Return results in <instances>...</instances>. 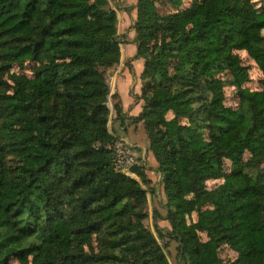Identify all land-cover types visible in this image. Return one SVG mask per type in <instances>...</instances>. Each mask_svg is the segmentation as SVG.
Listing matches in <instances>:
<instances>
[{
	"label": "trees",
	"instance_id": "trees-1",
	"mask_svg": "<svg viewBox=\"0 0 264 264\" xmlns=\"http://www.w3.org/2000/svg\"><path fill=\"white\" fill-rule=\"evenodd\" d=\"M238 1L195 0L160 16L139 0L142 107L129 119L142 124L163 184L155 237L142 223L144 169L137 179L116 172L106 149L110 91L97 69L120 59L107 0H0V74L12 81L11 94L0 83V264H169L159 219L179 264H264V81L261 92L243 89L249 69L237 54L264 76V10ZM27 64L32 79L10 75ZM114 111L122 116L119 103ZM211 180L223 183L208 191ZM222 246L237 259L224 263Z\"/></svg>",
	"mask_w": 264,
	"mask_h": 264
},
{
	"label": "rangeland",
	"instance_id": "rangeland-1",
	"mask_svg": "<svg viewBox=\"0 0 264 264\" xmlns=\"http://www.w3.org/2000/svg\"><path fill=\"white\" fill-rule=\"evenodd\" d=\"M153 1L159 15L167 16L169 14H175L178 11L188 9L191 6L192 2L195 0H182V5L178 9H175L170 4L161 0H153ZM107 2H108V9L112 10L116 17V36H117V42L119 43L120 59L115 66L107 70L103 71L101 69H97L98 72H103L104 78L106 80V83L110 91V94L108 96V101L106 104L110 112L109 122L107 127L109 133L112 135V137H114V141L110 144H107L106 149H108V151L111 152L113 159V153L109 148L112 147L113 143L116 140L125 139V141L127 140L126 142H128V146L133 150L135 157L141 163L140 167L129 170L128 175H126L125 173H121V174L131 177L133 179H137L135 173L133 172L134 169H144L146 176L150 181V184L143 187V189L146 191L147 203L144 209V213L146 214V217L142 221V223L144 227L147 230H149L152 234H154V236L156 237L153 226V214L156 212L161 218H164L166 215V209H165L166 198L164 195L163 184L161 182V176L160 173L158 172L157 161L155 157L152 155V153L151 156L150 155L145 156L143 154L142 147H147L148 145L149 148V142L142 124L141 123L133 124L129 119L130 117L129 114L124 115L123 111H122V116L124 115L123 117L125 118H123L122 120L121 119L122 116L118 117L116 112L114 111V106L117 105V103L120 104L122 109V103L115 91V84L118 77L117 74H115V72H117L116 69L121 67L126 68L130 71L132 75L133 74L132 68L134 66L138 67L139 64L144 65L143 60L134 59L136 55V45L134 43L136 33L134 30V25L137 21L139 0H107ZM245 3H249V5L258 12L264 10V0H239L237 3L234 4V6H242ZM261 35L264 37V31L261 32ZM237 54L240 57L242 64L245 67H248L249 69V80L246 84L243 85L242 88L250 92H261L263 89L262 82L264 81L263 74L258 69L256 64L249 58L246 52L240 51ZM32 68H33L32 64H27L23 67L13 66L10 70V75L23 76L26 77L27 79H32L33 78ZM110 69H112L111 72H109ZM142 70H143V66H142ZM132 76H133L132 78H135V75ZM0 79H1L0 80L1 92L6 91L8 94H11L10 88L12 87V81L9 80L8 75L0 74ZM5 82L7 83L8 86L4 84ZM133 83L132 85L134 88ZM118 90L120 94H122L119 86H118ZM224 95H225V100H224L225 107L230 108L232 110L237 109L238 97L236 95L235 89L226 86L224 89ZM137 100L138 99L135 98V101ZM125 125H129V126L139 125L142 127H140L138 130L136 129L137 131L130 130L128 132H124L122 131V128H124ZM142 130L144 132H142ZM135 145H138V147L136 146V148H134ZM148 148L147 151L149 152ZM248 159L249 156L248 154H246L244 156V161H247ZM7 161H8V166L11 167L12 169L17 165V161L11 155L7 157ZM154 161L156 162V164ZM229 170H230V164L226 163V173H228ZM222 183H223L222 180H211V181H207L205 185L207 190L211 191L216 189ZM196 219H197L196 214H193L191 215V217L188 218V223H195ZM157 226L160 229H162L164 234L163 239L158 240V244L163 248L164 254L169 264H179L177 257L178 243L174 239L169 238V235H174L173 234L174 232L171 231L169 223L159 219L157 221ZM199 236L203 242L206 241L205 235L200 234ZM219 256L224 263L233 262L237 259V255L226 246H222L219 249Z\"/></svg>",
	"mask_w": 264,
	"mask_h": 264
},
{
	"label": "crops",
	"instance_id": "crops-1",
	"mask_svg": "<svg viewBox=\"0 0 264 264\" xmlns=\"http://www.w3.org/2000/svg\"><path fill=\"white\" fill-rule=\"evenodd\" d=\"M142 64H139L138 67H133V74L135 75V78H132L133 76L131 75L130 71L126 68H118L116 69L117 72V80L115 84V91L117 95L119 96V99L122 103V111L126 115L129 114L130 117H137L141 111L142 103L140 101H135V98H138L140 96V89H141V81H140V75L142 73ZM112 69L109 70L111 72ZM119 73V74H118ZM134 82V83H133ZM134 84V88L133 85ZM118 86L121 89L122 94H120L118 90ZM132 91V92H131ZM133 96V97H131ZM140 127L142 126H129L125 125L124 128H122V131L128 132L130 130L137 131ZM137 129V130H136ZM142 132H144L142 130ZM143 134V133H142ZM125 140V139H124ZM127 141V140H126ZM138 147V145H135L134 148ZM143 148V154L146 156L150 155L151 152L147 151V147H142ZM137 153V151H136ZM155 162V161H154ZM156 164V162H155ZM157 166V165H156Z\"/></svg>",
	"mask_w": 264,
	"mask_h": 264
},
{
	"label": "built area",
	"instance_id": "built-area-1",
	"mask_svg": "<svg viewBox=\"0 0 264 264\" xmlns=\"http://www.w3.org/2000/svg\"><path fill=\"white\" fill-rule=\"evenodd\" d=\"M109 149L113 153L112 163L116 172L128 175L129 170L141 166V163L135 157L133 150L128 146V142L125 140H116Z\"/></svg>",
	"mask_w": 264,
	"mask_h": 264
}]
</instances>
